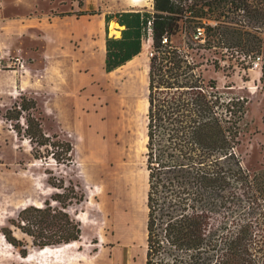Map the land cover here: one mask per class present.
I'll return each instance as SVG.
<instances>
[{"label": "rangeland", "instance_id": "374dc122", "mask_svg": "<svg viewBox=\"0 0 264 264\" xmlns=\"http://www.w3.org/2000/svg\"><path fill=\"white\" fill-rule=\"evenodd\" d=\"M203 1L210 3L203 21L220 24L219 44L206 49L204 39L196 40L188 27L172 41L203 62V76L215 79L224 96L245 101L237 151L245 168L264 170V76L260 78L264 71V0L180 3L186 8ZM0 3V227L28 205L43 206L58 191L48 184V171L66 185L73 181L84 193L82 202L67 208L81 228L75 245L41 252L28 236L13 228L27 243L29 254L22 257L0 232V264H144L146 116L142 101L135 98V81L139 74L147 79L148 69L146 73L144 69L152 51L150 36L142 40L138 55L106 72L100 40L90 38L81 52H74L71 44H56L49 38L65 25L49 28L47 14L70 12L69 0ZM133 9L153 8L147 4ZM114 22L105 31L119 37L123 26ZM249 43L259 48L247 54ZM254 55L260 56L258 65ZM15 58L23 61L22 67ZM20 92L36 100L45 132L71 142L69 164L33 158L28 141L16 136L2 119Z\"/></svg>", "mask_w": 264, "mask_h": 264}, {"label": "trees", "instance_id": "16d2710c", "mask_svg": "<svg viewBox=\"0 0 264 264\" xmlns=\"http://www.w3.org/2000/svg\"><path fill=\"white\" fill-rule=\"evenodd\" d=\"M180 1L184 0H153L151 11L119 9L104 14L106 28L111 20L123 26L119 37L106 34V72L140 53L148 34L147 22H151L144 264H264V170L245 168L237 151L238 122L245 101L224 96L215 79L203 76V62L173 43V36L185 27L194 37L197 26L204 28L206 49L221 40L220 24L210 25L202 19L210 8L208 1L186 8ZM95 13L99 12L75 14ZM256 47L259 45L249 43L246 53ZM263 76L264 71L260 78ZM37 113L36 100L20 92L1 117L16 136L28 141L33 158L69 164L73 145L57 133L45 132ZM262 120L264 123V115ZM48 174V184L58 190L50 200L45 199L41 207H24L7 220L8 225L0 227L6 242L22 257L29 254V248L13 228L39 249L81 237L80 224L67 208L82 202L84 193L73 181L66 185L63 179L51 177L50 171Z\"/></svg>", "mask_w": 264, "mask_h": 264}, {"label": "crops", "instance_id": "0c3cea01", "mask_svg": "<svg viewBox=\"0 0 264 264\" xmlns=\"http://www.w3.org/2000/svg\"><path fill=\"white\" fill-rule=\"evenodd\" d=\"M32 1V0H29ZM53 3L54 0H48ZM69 11L73 14L65 16H46L50 18L49 28L51 25H57L62 23L65 25V29L58 31L56 35H50V39L55 41L56 44L69 43L74 52L82 51L84 46L87 45L88 40L91 38L93 42L100 40L105 48L106 26L104 21V14L119 9H133L134 7L146 6L153 8V0L146 1L140 0H81V4H78V0H69ZM144 2V3H143ZM95 10L99 13L95 14H80L77 12H88ZM138 10V9H135ZM152 10V9H148ZM42 18V17H41ZM5 22V21H4ZM3 23V22H2ZM119 25L117 22H114ZM41 24V23H40ZM121 27V26H120ZM41 37H44L43 27L41 29Z\"/></svg>", "mask_w": 264, "mask_h": 264}, {"label": "bare ground", "instance_id": "6f19581e", "mask_svg": "<svg viewBox=\"0 0 264 264\" xmlns=\"http://www.w3.org/2000/svg\"><path fill=\"white\" fill-rule=\"evenodd\" d=\"M141 63L138 64V67H140ZM148 67L147 65H145V73L147 71ZM146 80L145 78H143L140 74L139 76L136 78V81H135V98L137 100H140L142 101L143 103V108L141 110H143V113H144V117H145V113H146V108H147V100H146V89H145V83H146ZM146 117L144 118V123H143V145L145 144V141H146ZM144 150H145V147H144ZM145 171V177L147 175V171L146 169H144ZM145 187H146V183H145ZM145 223V221H144ZM76 241L75 242H72V243H68V244H65L63 245L62 247H68V246H73L75 245ZM144 243H145V228H144ZM49 247H45V248H42L40 251L41 252H47L49 251ZM28 258V257H27Z\"/></svg>", "mask_w": 264, "mask_h": 264}, {"label": "built area", "instance_id": "2783aa9c", "mask_svg": "<svg viewBox=\"0 0 264 264\" xmlns=\"http://www.w3.org/2000/svg\"><path fill=\"white\" fill-rule=\"evenodd\" d=\"M1 8H2V6H1V3H0V10H1ZM150 25H151V22L150 21H148L147 22V33H148V35L150 36V31H151V29H150ZM204 36V28L203 27H200V26H197L196 28H195V31H194V38H198V37H203ZM166 39L164 38V41H165ZM152 54V51L150 52V55ZM16 59V61L19 63V65L22 67L23 66V61L21 60V59H19V58H15ZM260 62V56L259 55H257L256 57H255V61H254V63H255V65H258V63Z\"/></svg>", "mask_w": 264, "mask_h": 264}]
</instances>
